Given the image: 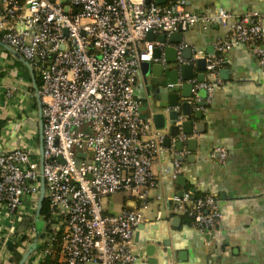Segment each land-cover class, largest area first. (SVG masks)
<instances>
[{"label": "built area", "instance_id": "2783aa9c", "mask_svg": "<svg viewBox=\"0 0 264 264\" xmlns=\"http://www.w3.org/2000/svg\"><path fill=\"white\" fill-rule=\"evenodd\" d=\"M213 22L227 27L228 36L214 43L216 54L206 59V80H189L195 100L200 88L210 100L221 84L224 53L234 44L252 45L264 67V15H235L223 8L194 12L182 0L163 5L144 0H0V39L31 64L40 81L44 159L41 173L39 149L0 148V264L11 261L14 251L22 255L37 237L34 215L41 176L43 236L24 264H135L133 232L148 221L144 210L155 184L151 167L166 152L164 135L141 116L134 94L141 62L157 61L153 49L164 46L146 35ZM187 46L175 47L179 67L193 61L182 56ZM159 60L164 63L163 57ZM15 94L20 110L27 99L37 103L31 83L5 87V95ZM214 151L225 163V149ZM179 172L180 161L174 160L172 178ZM117 192L127 194L133 206L118 213L103 210L102 199ZM166 200L169 218L188 217L212 244L222 218L215 196L184 193ZM160 217L157 212L155 219Z\"/></svg>", "mask_w": 264, "mask_h": 264}, {"label": "crops", "instance_id": "0c3cea01", "mask_svg": "<svg viewBox=\"0 0 264 264\" xmlns=\"http://www.w3.org/2000/svg\"><path fill=\"white\" fill-rule=\"evenodd\" d=\"M168 1L171 0H165V3ZM182 1L187 10L194 12L223 8L235 15L252 11L264 15V0ZM155 34L158 36L160 33ZM227 36L228 28L215 22L206 25L196 23L181 32L180 43H186L191 52L185 59L193 58L190 64L193 66L192 78L206 80V70L198 69L200 63L196 60L204 58L206 61L213 57L216 54L214 43ZM178 44H173L168 38L161 52L164 63L158 59L144 69L140 65L134 85L135 97L142 105L147 87L151 88L156 75L163 74L162 78H168L169 69L178 67L179 104L174 109L181 121H192L193 128L191 134L185 135L186 139H182L184 134L181 131L178 136H170V145L164 144L166 152L152 164L155 184L149 191V206L144 210L148 221L137 225L133 232L135 264H264V67L259 64L252 45L234 44L224 53L218 74L221 84L210 100L207 101L206 90L202 88L197 91L199 100H195L193 93L191 98H185L181 96L184 80L180 67L176 61H166V57L168 59L173 54L164 50L165 46L176 47ZM156 65L162 66L163 70L155 69ZM29 83L27 68L17 63L12 55H5L0 46L2 149L16 146L27 147L31 151L39 149L37 103L27 99L26 108L20 110L18 94L5 95V87L16 85L23 88ZM197 110L201 111L200 119L195 117ZM164 113L167 118V111ZM198 123H203L200 132L195 131ZM166 125L167 128L170 126L168 122ZM167 128L160 130L164 136ZM179 140L181 148L174 145ZM216 147L227 152L223 164L218 160V152L214 151ZM179 156L182 158H177ZM174 160L180 161V172L176 178L171 176ZM184 193L215 196L222 218L215 227L212 244L208 243L206 234L194 227L184 215L169 218L170 202L166 197ZM113 198L120 202L118 209L108 211L110 213H118L125 206L134 204L124 192L114 193ZM157 212L161 213L159 219H155ZM150 259L154 262L151 263ZM11 261L6 263L11 264Z\"/></svg>", "mask_w": 264, "mask_h": 264}, {"label": "water", "instance_id": "95a60500", "mask_svg": "<svg viewBox=\"0 0 264 264\" xmlns=\"http://www.w3.org/2000/svg\"><path fill=\"white\" fill-rule=\"evenodd\" d=\"M151 0H144L145 3H149ZM157 4H164L165 0H155ZM68 7L65 6V11H67ZM67 31L65 30V34ZM146 38L148 40L154 41L156 38V42L165 44L167 42V39L169 38L170 41L173 44H178L181 42V32H172L168 35L161 33L158 36L155 34L153 31H149L146 35ZM0 46L6 50L10 55H12L16 60H18L21 64H23L27 70L29 71L30 74V79H31V84L34 88L35 91V97L37 101V106H38V113H39V167L40 171L42 173V168H43V132H42V124H43V118H42V113H41V99H40V94L38 92V86L36 84V79H35V73L34 70L31 66V64L16 50H14L11 46H9L7 43L2 41L0 39ZM164 50L166 52H170L173 54L172 57H166V61L169 63H173L176 60V49L175 47L169 45L165 46ZM161 52L162 49L160 47H155L153 49V54L152 57L159 59L161 57ZM191 52L188 48H185L182 50V56L184 58H189ZM197 63L200 65L197 66L198 69L200 70H205L206 66V61L204 58L197 59ZM151 61H143L141 62V67L144 69L146 68ZM156 65L154 66L155 69H161L163 70L162 66ZM193 66L190 64H182L180 66V71H181V77L184 80V83L182 84V89L184 92L182 93V97L185 98H191L192 97V83L188 82V80L192 79L193 74H192ZM170 75L168 78H162L163 74H158L156 75L157 78L151 83V88L150 86L147 87V92L145 96H143V100L141 101L143 104L139 105L138 111L141 113V116L152 119L155 128L160 131V130H165L167 128L166 123L168 122L170 126L167 128V135L164 136V141L163 144L166 146L170 145V136H178L180 131L184 135H189L191 134L193 128H192V121L190 120H184L181 121L180 124H177L179 120V113L174 109L175 106L179 104V96L177 94V91L179 89L177 84L178 80V67H174L171 70L169 69ZM163 73V72H162ZM203 79L199 78L198 81H202ZM196 104H201L200 102H196ZM164 111H167V118L165 116ZM188 112V107L185 108V113ZM195 117L197 119L201 118V111L197 110ZM181 128V130H180ZM201 129H203V123H198L195 125V131L200 132ZM194 141V139H191ZM175 147L181 148L182 142L181 140L176 141L174 143ZM78 157L84 156V153H78ZM177 158H182V157H177ZM44 179L41 176L40 177V189H39V197H38V202H37V207L34 215V222L36 223L37 221L41 220L39 218V214L42 209L43 205V200H44ZM132 206V205H129ZM178 218V217H177ZM176 218V219H177ZM179 219V218H178ZM177 219V220H178ZM37 237L35 241L28 246V249L21 255L18 264H24L25 260L27 257L31 254V252L38 246L36 243V240L38 236H43V232L39 231L37 228ZM7 249L9 251L12 250L13 244L11 241L6 242ZM152 256V255H149ZM150 262L153 263V259H150Z\"/></svg>", "mask_w": 264, "mask_h": 264}, {"label": "rangeland", "instance_id": "374dc122", "mask_svg": "<svg viewBox=\"0 0 264 264\" xmlns=\"http://www.w3.org/2000/svg\"><path fill=\"white\" fill-rule=\"evenodd\" d=\"M117 193H121V192H117ZM119 195V194H118ZM119 200L113 198V194L111 196H109L108 198H103L102 199V209L108 211H115L116 209H118V203ZM120 202V201H119ZM35 220V219H34ZM26 226V222L22 223L21 225H19L20 228H25ZM36 228L41 231L43 228V221L39 220L35 223ZM5 249L3 248V251ZM13 261H11V264H15Z\"/></svg>", "mask_w": 264, "mask_h": 264}, {"label": "trees", "instance_id": "16d2710c", "mask_svg": "<svg viewBox=\"0 0 264 264\" xmlns=\"http://www.w3.org/2000/svg\"><path fill=\"white\" fill-rule=\"evenodd\" d=\"M169 2V1H168ZM7 52V51H6ZM7 55L9 56V57H11V55L7 52ZM15 61L17 62V63H19V64H21L18 60H16L15 59ZM35 79H36V84H37V86L39 87L40 86V81H39V78H38V76L35 74ZM199 195H204V194H200V193H194V197H198ZM45 210H46V202L44 203V205H43V213L45 212ZM186 217V216H185ZM186 218H188V217H186ZM189 219V218H188ZM190 220V219H189ZM191 221V220H190ZM192 223V222H191ZM20 257H21V255L19 254V253H16L15 251H14V253H13V257H12V261L15 263V264H18V261H19V259H20Z\"/></svg>", "mask_w": 264, "mask_h": 264}]
</instances>
